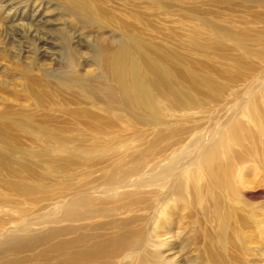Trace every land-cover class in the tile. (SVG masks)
<instances>
[{"label":"rangeland","instance_id":"rangeland-1","mask_svg":"<svg viewBox=\"0 0 264 264\" xmlns=\"http://www.w3.org/2000/svg\"><path fill=\"white\" fill-rule=\"evenodd\" d=\"M88 1L97 8V22L81 29L61 13L58 0L43 1L38 12L25 6L27 0H0V111L10 107L19 117L53 118L50 131L63 136L33 138L13 128L6 130L10 138L0 142L7 163L0 166V264H90L83 261L85 254L120 237L142 242L137 247L141 255L161 252L170 263L185 264L187 252L196 256L201 251L195 220L208 230L197 208L195 214L173 210L164 237L154 226L164 207L174 209V184L187 174L199 177L198 161L211 148L218 145L221 161L240 158L247 176L240 187L242 204L257 214L264 208V165L249 159L244 147L228 137L233 126L245 125L239 112L246 99L257 101L250 92L264 89V0ZM64 32L73 35L71 47L81 56V72L95 69L89 56L96 42L112 46L122 32L138 37L178 73L192 106L158 104L157 120L148 124L120 115L110 127H84L57 112L74 105H66L69 97L54 80L45 79L51 99L45 98L44 105L57 110L38 111L22 72L39 78L65 70L59 52ZM25 36L44 39L36 56ZM117 181L130 187L111 191ZM78 198L90 203L78 213L90 209L91 214L75 220L69 207ZM183 242L190 245L186 250ZM127 248L113 257L98 256L94 264H136ZM259 256L263 260L255 259V264H264V255Z\"/></svg>","mask_w":264,"mask_h":264},{"label":"bare ground","instance_id":"bare-ground-1","mask_svg":"<svg viewBox=\"0 0 264 264\" xmlns=\"http://www.w3.org/2000/svg\"><path fill=\"white\" fill-rule=\"evenodd\" d=\"M27 1L26 3L29 4H25V6L30 7L31 11L37 9L38 12L43 1L49 4L51 0ZM58 2L61 13L71 18L72 22L75 20V27L86 29L91 24H96L97 8L89 5L88 0H85V2L83 0H58ZM21 25L25 29L24 33H28V25H26L27 27L24 26V23ZM71 35L66 32L61 34L62 43L60 50L58 49L60 55L65 59V70L55 75L45 73L43 77L39 78L30 76L29 72L31 71L29 70L22 72L26 90L29 92L33 105L38 111L47 114L57 110V108H49L51 105H44L45 98L51 99V96L47 95L44 90L47 87L45 84L43 85L45 79L54 80V84L60 89L59 91H63L69 97L65 103L66 105H74L73 108L64 107L57 110V112L67 115L68 118L84 127L91 125H94V127H110L119 121L120 115H126L129 119L141 124H148L157 120L156 107L158 104L166 105L174 102L179 109L192 106L194 100L186 98L183 84L177 82L178 73L173 71L169 63L158 56L146 42L138 37L122 32L119 38L114 37L113 42L110 41L114 44L112 46L96 42L89 56V62L95 69L88 71L84 69V72H81L82 64L79 62L81 56L78 55L75 48L71 47L73 36ZM24 39L27 40L34 56L37 55L38 51L43 50L45 46L43 38L36 39L33 36L31 38L25 36ZM256 92H250L251 96L249 94V97L257 101L252 102V99V101L246 99L242 106L244 108L239 112L243 117L242 119L245 120V125L233 126L228 137L231 139V143L244 147L249 154V156L247 155L249 159H252L253 162L258 160V163L264 165V89L260 94ZM19 116L20 112L13 111L10 107L0 111V142H5L6 138H10L6 130L13 128H17L23 135L28 137L50 140L63 139V136L50 131L49 124L56 121L55 119L48 117L47 119H36L32 114ZM11 121L15 126L11 125ZM225 138L226 136L221 134L219 142L223 143ZM219 149L218 145L214 146L198 161L201 166L200 178L196 175L189 174L188 176L187 174L183 181L174 184L177 195V201L174 200L173 203L174 209L170 208L166 211V207H164L159 213L162 219H158L160 221L156 222L155 232L158 237H164L171 227L172 223L169 216L173 214V210H180L181 208V211L195 214L196 209L193 208L195 206L199 211L198 214H201L204 218L205 222L203 221V223L208 230L200 224L201 222L195 220L199 240H202V246L198 250L202 252H198L196 256L192 252H187L188 257H186L185 264H255V259L261 260L262 257L259 255H264L261 249L262 240L260 239L263 236L261 231L264 230V208L257 214L251 205V208H249L242 204L240 195L242 188L240 187L247 181V176L243 173L244 167H241V160L239 157L237 159L236 156V162L221 161ZM2 154L0 151V166L5 168L7 163ZM226 158L230 159L227 156ZM253 166L248 165L251 170L255 168ZM254 173L253 176H255ZM188 179H190L189 183H187ZM171 181L175 182V179ZM117 182H110L115 183L111 191L130 187V184ZM89 204L85 199H75L69 207V212L73 211L72 214L75 220L80 219L83 214L89 216L91 214L90 209L85 213H78L80 209H87ZM137 235L134 234L133 236L137 237ZM122 239L124 237L102 243L98 242L97 249L85 254L83 261L94 264L98 256H100L99 258L111 255L113 257V254L117 255L121 251L128 250L127 246H130L131 254L134 253L133 259L137 257L136 264H172L161 256V252L151 253V257L137 253V250L143 245L142 242H135L132 238L129 244L127 241H122ZM189 239L191 240L188 236ZM189 246L183 242L185 250ZM189 255L192 256L189 257Z\"/></svg>","mask_w":264,"mask_h":264}]
</instances>
